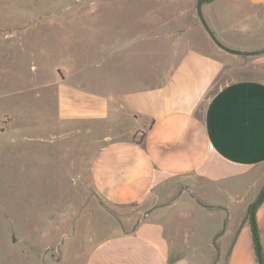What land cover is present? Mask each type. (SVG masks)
<instances>
[{
  "label": "crops",
  "instance_id": "1",
  "mask_svg": "<svg viewBox=\"0 0 264 264\" xmlns=\"http://www.w3.org/2000/svg\"><path fill=\"white\" fill-rule=\"evenodd\" d=\"M259 10L264 0L210 4L206 12L215 30L253 37L257 25L264 26ZM193 29L202 36L192 20ZM167 37L161 42L166 50L145 55L157 59L143 72L133 62L107 61L139 55L146 49L140 46H150L145 42L160 40L154 30L120 40L113 50L100 48L99 74L86 67L69 78L61 71L51 85L55 136L79 138L76 180L116 214L112 219L100 204L92 208L113 227L88 249L83 264H259L245 217L264 181V173L257 174L264 169V52L253 56L245 75L219 84L236 63L230 56H245L207 38L192 45ZM254 220L264 263V197Z\"/></svg>",
  "mask_w": 264,
  "mask_h": 264
},
{
  "label": "rangeland",
  "instance_id": "2",
  "mask_svg": "<svg viewBox=\"0 0 264 264\" xmlns=\"http://www.w3.org/2000/svg\"><path fill=\"white\" fill-rule=\"evenodd\" d=\"M197 1L0 0V264H83L88 249L110 234L112 223L92 214L98 200L76 180L73 148L79 138L58 139L51 127L55 107L51 85L61 71L69 78L86 67L89 74H99L100 48L113 50L117 42L136 34L154 30L161 38L145 42L150 46H140L146 49L139 48L133 58L114 55L108 65L133 62L143 72L154 58L145 55L166 50L161 42L167 36L191 44L203 45L206 38L211 42L196 16ZM220 2L248 0H211L202 6L206 23L223 37L218 39L233 47L264 46L263 23L253 37L223 26L212 28L206 10ZM192 20L202 36L188 30ZM230 57L236 63L219 76V84L245 75L255 59ZM66 147L70 151H60ZM263 185L264 181L260 188ZM104 210L115 218L113 210L107 206ZM203 222L209 228L212 219Z\"/></svg>",
  "mask_w": 264,
  "mask_h": 264
},
{
  "label": "water",
  "instance_id": "3",
  "mask_svg": "<svg viewBox=\"0 0 264 264\" xmlns=\"http://www.w3.org/2000/svg\"><path fill=\"white\" fill-rule=\"evenodd\" d=\"M211 0H198L196 2V16L200 22V24L202 25L203 29L205 30V32L207 33V35L209 36V38L211 39V41L221 50H223L226 53L229 54H233V55H238V56H254V55H258L264 52V46L261 48H257L254 50H234L230 47H228L227 45H225L224 43H222L218 37L216 36V34L211 30V28L209 27V25L206 23L205 19H204V15L202 12V6ZM264 197V185L261 187V189L259 190L258 194L255 196V198L250 202V204L248 205L247 211H246V217L245 219L248 220L250 222L251 228H253V214H254V209L255 207L258 205V203L262 200V198ZM98 203L106 208V206L98 200ZM254 245H255V251L256 254H259V249H258V245L256 240H254ZM259 260V258H258Z\"/></svg>",
  "mask_w": 264,
  "mask_h": 264
},
{
  "label": "trees",
  "instance_id": "4",
  "mask_svg": "<svg viewBox=\"0 0 264 264\" xmlns=\"http://www.w3.org/2000/svg\"><path fill=\"white\" fill-rule=\"evenodd\" d=\"M252 237H253V240H256L257 245H258L259 254H258L257 256H258V258H259V264H264V263H263L262 256H261V254H260L261 248H260V244H259L258 230H257L256 224H255V220H254V214H253Z\"/></svg>",
  "mask_w": 264,
  "mask_h": 264
},
{
  "label": "built area",
  "instance_id": "5",
  "mask_svg": "<svg viewBox=\"0 0 264 264\" xmlns=\"http://www.w3.org/2000/svg\"><path fill=\"white\" fill-rule=\"evenodd\" d=\"M211 147V146H210Z\"/></svg>",
  "mask_w": 264,
  "mask_h": 264
}]
</instances>
